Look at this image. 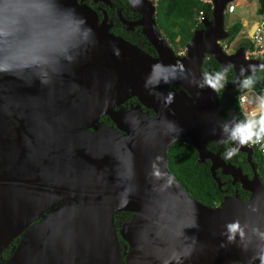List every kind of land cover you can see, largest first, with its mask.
<instances>
[{
  "label": "water",
  "instance_id": "1",
  "mask_svg": "<svg viewBox=\"0 0 264 264\" xmlns=\"http://www.w3.org/2000/svg\"><path fill=\"white\" fill-rule=\"evenodd\" d=\"M229 1H206L210 16L179 55L155 28L153 0H126L141 15L136 24L152 57L109 32L86 4L58 0L73 11L34 34L33 70L29 61L19 77L0 81V252L19 235L0 264H259L252 246L228 242L225 232L234 220L264 229V188L253 167L247 178L204 144L223 139L224 122L216 92L199 86L204 55L232 67L222 94L238 84L241 66L264 65L243 46L224 53L219 45ZM130 96L138 103L120 106ZM175 141L193 146L197 161L208 159L212 175L220 168L248 198L234 193L213 207L193 199L166 168ZM239 150L249 159L250 147ZM121 210L131 212L119 226L123 251L112 218Z\"/></svg>",
  "mask_w": 264,
  "mask_h": 264
},
{
  "label": "trees",
  "instance_id": "2",
  "mask_svg": "<svg viewBox=\"0 0 264 264\" xmlns=\"http://www.w3.org/2000/svg\"><path fill=\"white\" fill-rule=\"evenodd\" d=\"M77 1L82 3V0ZM119 1L122 5H126L127 3L126 0ZM85 2L86 3L84 4L92 10L94 9L96 11L93 10L95 14L97 13L98 16H100L101 12L96 8L97 4H92L89 0H86ZM155 3V28L162 31L167 42L173 46L175 51L178 48L184 47L186 42L192 36L194 29L201 27L199 21L200 18H209L210 16V4L204 0H156ZM105 11L108 14V10ZM102 13L105 14L104 10H102ZM120 13L123 16V9H121ZM255 13L260 16L264 15V0H256ZM110 30L113 33L118 34V30L120 31L121 29L118 28V26H112L110 27ZM226 30L228 34L223 41L227 44L234 38L239 28L237 25L231 24ZM122 36L141 49L151 52V45L139 31L130 37L126 36V34ZM239 46H243L247 50L251 49V44H249L248 41L240 43ZM256 58L264 59V53L257 55ZM200 68L203 74L205 72L215 73L227 70V81H230L233 77L232 67L228 65L221 69L220 65L210 54L204 55ZM256 79L257 82L253 90L258 95L264 94V70H258L256 72ZM239 90L240 88L237 84L232 90L226 91L223 94V89L219 93L216 92L220 104L218 116H220L221 113H224L225 110L230 109L234 111L236 119H241L237 112L236 104V96ZM220 141L215 143L213 139H208L204 144L209 151L217 153L226 163L238 167L241 173L247 178L252 176L254 169L264 188V160L261 158L260 154L252 148L249 159H247L246 153L240 150L238 154L231 159H225L224 152L226 145ZM196 157L197 153L193 146L182 141L170 143L165 151V164L167 170L178 182L181 188L193 199L198 200L206 206L213 207L224 198L233 196L234 193L237 194L238 199L241 201H245L248 198L249 192L244 190L238 182H232L231 177L227 174L221 173L220 168L218 167L213 170L214 175H212L209 169V160L204 159L203 161H197ZM130 214V211L122 210L113 213L112 217L118 245L121 251H123L126 246V241L122 239L119 234V226ZM37 221L38 219L33 220L30 224ZM18 238L19 235L14 237L8 248L0 252V262L10 255L11 248L15 247ZM123 257L124 256H122V259Z\"/></svg>",
  "mask_w": 264,
  "mask_h": 264
},
{
  "label": "clouds",
  "instance_id": "3",
  "mask_svg": "<svg viewBox=\"0 0 264 264\" xmlns=\"http://www.w3.org/2000/svg\"><path fill=\"white\" fill-rule=\"evenodd\" d=\"M139 3V0H136ZM71 9H63L58 0H0V22L4 27L0 28V39H15L20 44H26L37 32L45 31L54 19ZM81 24L86 23L81 19ZM11 29V31H8ZM90 32V29H85ZM264 70V65L249 64L247 68L241 66V79L238 86L242 93L251 91L257 82L256 72ZM0 71H8L0 67ZM251 73L245 75V73ZM227 82V70L215 73L205 72L200 87H208L219 93ZM238 102L243 105H254L244 119L233 118L220 124L222 137L221 143L226 145L224 157L231 159L238 154L240 147L253 144L264 148V94L252 98L247 94H241ZM182 132V129H179ZM228 242H235L239 237L245 250L249 246L254 248L253 260L264 264V229L252 228L250 231L242 226L239 220L226 224Z\"/></svg>",
  "mask_w": 264,
  "mask_h": 264
},
{
  "label": "flooded vegetation",
  "instance_id": "4",
  "mask_svg": "<svg viewBox=\"0 0 264 264\" xmlns=\"http://www.w3.org/2000/svg\"><path fill=\"white\" fill-rule=\"evenodd\" d=\"M85 1L86 0H82V3H86ZM89 2L92 4L93 3L97 4L96 8L99 9L101 12L100 16H98V14L96 13L97 22L99 23L104 17V23L110 24L108 30L112 34L120 36L124 40L128 41V39H126L122 35L126 34V36L130 37L131 35L136 34L137 31H139L141 33L140 25L136 24V21H138L140 19L141 15L139 14L138 11H136L134 8L129 6L128 3L125 2L126 5H122L119 0H106L105 2L101 1V0H95V1L89 0ZM153 2L156 5V3H155L156 0H153ZM121 9H123V12H124L123 16L120 13ZM102 10H104L105 15H103ZM105 10H108V14ZM112 14H113V16H112ZM121 18L124 19L125 21H121ZM154 24H155V20H154ZM112 26H114V27L118 26V28L121 29L120 31L118 30V34L113 33L110 30V27H112ZM3 27H4L3 23L0 22V28H3ZM225 29H227V28L225 27ZM8 31H11V29H8ZM160 32H162V31H160ZM162 35L164 36L163 33H162ZM128 42H130V41H128ZM130 43H132V42H130ZM33 46H34V38L33 37L26 44H20L15 39L7 40V41L0 39V67H4V68L8 69V71H0V81L1 82L5 81V80H9V77H12L13 79L19 77V75L22 71V68H24L23 66L28 65L29 61L31 62V69L33 70V60H34ZM138 48H140V47H138ZM141 50H143V49H141ZM143 51L152 57L156 56V52L154 51L153 47L150 50L151 52H147L145 50H143ZM177 52H178V50L174 51V53H177ZM223 52H224V50H223ZM183 53H181L179 55H182ZM137 103H138V101H137L136 97L130 96L125 101H123L120 104V106L128 109ZM118 107H119V105L115 108H118ZM140 109H141V111L146 112L147 114L153 113L152 109L146 108L143 105H140ZM228 110H230V109H227L224 111V113L220 114L219 117L221 120H223V121L227 120ZM98 120L107 126H112V127L114 126L111 119L106 115L100 116L98 118ZM89 129L92 130L91 127ZM10 242L7 244V246L5 248H3V250L8 248ZM218 264H256V263L255 262H247V261H243V262L242 261H230L228 263H218Z\"/></svg>",
  "mask_w": 264,
  "mask_h": 264
},
{
  "label": "rangeland",
  "instance_id": "5",
  "mask_svg": "<svg viewBox=\"0 0 264 264\" xmlns=\"http://www.w3.org/2000/svg\"><path fill=\"white\" fill-rule=\"evenodd\" d=\"M236 1L237 4L235 5L234 11L231 13H224V26L227 28L231 24H235L239 28L238 32L229 43L226 44L224 41L219 40V45L222 47L225 53L233 52V50L240 43L247 41V30L250 28L252 22L254 20L256 21L259 16L255 13L256 0H236ZM240 17L246 18L244 25H241L238 22V19H240ZM168 44L171 47V49L175 51L173 46L170 43ZM181 49L182 48H178L176 50L180 51ZM247 52L249 51H246V55L250 56Z\"/></svg>",
  "mask_w": 264,
  "mask_h": 264
},
{
  "label": "built area",
  "instance_id": "6",
  "mask_svg": "<svg viewBox=\"0 0 264 264\" xmlns=\"http://www.w3.org/2000/svg\"><path fill=\"white\" fill-rule=\"evenodd\" d=\"M204 1L206 2L207 0ZM233 8H234L233 3H228V4L226 3L224 9L226 12H231ZM247 41L249 42V44H251V49L247 50L249 51L247 53L250 56L256 57L257 55L264 53V15L260 16V19L257 22H255L253 27L250 29V32L247 34ZM183 52H184V48H182L177 53L181 54ZM241 94H247L249 95L250 98L258 94L253 89L251 91H248L247 93H242L241 90H239V92L237 93L236 96L237 112L239 113L241 119H244V117L248 114V112L252 110L254 105L248 104L242 106L238 102V97ZM247 146L250 147L251 149L254 148L260 154L261 158L264 160V148H261L260 145H253V144H249Z\"/></svg>",
  "mask_w": 264,
  "mask_h": 264
},
{
  "label": "crops",
  "instance_id": "7",
  "mask_svg": "<svg viewBox=\"0 0 264 264\" xmlns=\"http://www.w3.org/2000/svg\"><path fill=\"white\" fill-rule=\"evenodd\" d=\"M228 3H233L234 4V8H233V10L231 11V12H233L234 11V9H235V5L237 4V1L236 0H232V1H229V2H227V4ZM255 8H256V6H255ZM231 12H226L225 11V9H224V12H223V25H224V13H231ZM245 19L246 18H242V17H240V19H238V22L241 24V25H244L245 24ZM260 19V15L258 16V18H257V20L255 21H253L252 22V24L250 25V28L247 30V34L250 32V29L253 27V25L255 24V22H257L258 20ZM224 28H225V26H224ZM236 49V48H235ZM234 49V50H235ZM233 50V51H234ZM232 53V52H231Z\"/></svg>",
  "mask_w": 264,
  "mask_h": 264
}]
</instances>
